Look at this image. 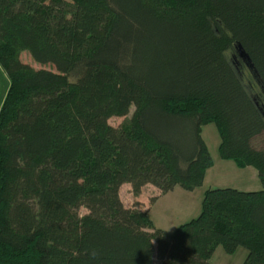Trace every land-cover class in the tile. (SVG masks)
<instances>
[{
	"label": "trees",
	"instance_id": "obj_1",
	"mask_svg": "<svg viewBox=\"0 0 264 264\" xmlns=\"http://www.w3.org/2000/svg\"><path fill=\"white\" fill-rule=\"evenodd\" d=\"M0 65V264H264V0H0ZM211 123L260 190L210 188L173 233L124 205L200 188Z\"/></svg>",
	"mask_w": 264,
	"mask_h": 264
},
{
	"label": "rangeland",
	"instance_id": "obj_2",
	"mask_svg": "<svg viewBox=\"0 0 264 264\" xmlns=\"http://www.w3.org/2000/svg\"><path fill=\"white\" fill-rule=\"evenodd\" d=\"M25 63H29L36 68H42L41 64L35 62L27 51L21 55ZM54 69L53 65L45 66ZM10 86V80L0 65V109L5 100V96ZM134 107L131 108L130 114L125 117H113L110 123L113 126H121L131 118ZM202 136L209 148L213 158V166L208 170L204 184L196 189L195 194L191 197L189 191L176 187L177 190L169 192L163 196H157L159 190L147 185L142 189V193L136 197L133 194L130 184H124L120 189V198L126 207H134L135 203L138 208L149 210L150 217L154 221L156 227L173 233L181 224L199 216L202 207L204 193L210 188H236L242 191H256L262 188L258 178L257 170L253 167L238 168L233 161H226L220 157V135L216 125L211 123L202 127ZM254 145L264 150V134L255 140ZM153 199V202H152ZM155 200V201H154ZM86 209H81V213H85ZM247 255L244 248L238 249L235 254H227L224 249L219 246L214 253L211 262L213 264H242ZM158 263V261H156Z\"/></svg>",
	"mask_w": 264,
	"mask_h": 264
},
{
	"label": "crops",
	"instance_id": "obj_3",
	"mask_svg": "<svg viewBox=\"0 0 264 264\" xmlns=\"http://www.w3.org/2000/svg\"><path fill=\"white\" fill-rule=\"evenodd\" d=\"M211 169V168H210ZM209 170V169H208ZM208 172V171H207ZM207 175V174H206ZM148 185H150V184H148ZM147 186V185H146ZM156 188V187H155ZM157 189V188H156ZM177 190V188H175L173 191H170V192H174V191H176ZM157 191H158V189H157ZM195 192H196V189L195 190H193V191H189V193L190 194H183L182 192H180V195H189V197H191L193 194H195ZM169 193V192H168ZM168 193H166V194H168ZM166 194H163V195H166ZM163 195H161L160 194V192H159V194L157 195V196H163ZM164 230V229H163ZM166 231V230H165ZM156 264H158V263H156Z\"/></svg>",
	"mask_w": 264,
	"mask_h": 264
}]
</instances>
